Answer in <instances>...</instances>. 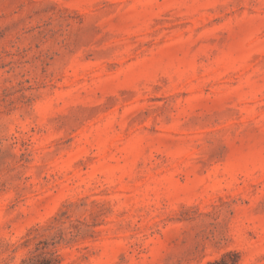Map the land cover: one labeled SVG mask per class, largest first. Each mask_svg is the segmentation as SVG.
Masks as SVG:
<instances>
[{
    "label": "rangeland",
    "instance_id": "rangeland-1",
    "mask_svg": "<svg viewBox=\"0 0 264 264\" xmlns=\"http://www.w3.org/2000/svg\"><path fill=\"white\" fill-rule=\"evenodd\" d=\"M36 249L264 264V0H0V264Z\"/></svg>",
    "mask_w": 264,
    "mask_h": 264
},
{
    "label": "trees",
    "instance_id": "trees-1",
    "mask_svg": "<svg viewBox=\"0 0 264 264\" xmlns=\"http://www.w3.org/2000/svg\"><path fill=\"white\" fill-rule=\"evenodd\" d=\"M21 264H58V259L54 256V253H43L39 249H36L35 252L32 253L30 257L23 260Z\"/></svg>",
    "mask_w": 264,
    "mask_h": 264
}]
</instances>
